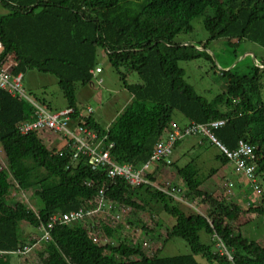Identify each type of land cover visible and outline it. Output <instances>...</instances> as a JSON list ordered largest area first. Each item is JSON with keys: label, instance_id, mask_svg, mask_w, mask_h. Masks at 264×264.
Instances as JSON below:
<instances>
[{"label": "trees", "instance_id": "16d2710c", "mask_svg": "<svg viewBox=\"0 0 264 264\" xmlns=\"http://www.w3.org/2000/svg\"><path fill=\"white\" fill-rule=\"evenodd\" d=\"M0 3L8 10L0 15V41L4 46L0 59L12 56L15 74L32 69L55 75L67 100L66 108L74 109L71 120L85 122L81 124L98 131L106 145L113 143L111 154L117 162L136 165L146 162L173 123L183 128L192 123L224 121L211 127L213 133L230 150H236L241 140L254 146L255 159H249L248 163L255 165V184L263 192L264 58L262 67L254 65L248 73L233 68L223 71L227 88L212 100L199 94L186 80L185 69L179 62L201 57L212 59L206 50L212 40L220 38L229 39V43L237 40V44L247 40L264 48V0H0ZM198 17L209 33L208 40L200 44L178 41L179 34L194 30L193 20ZM99 49L104 50L111 65L122 75L124 87L131 95V101L106 127L96 120L93 111L81 116L83 112L77 105L78 85L94 83ZM122 68L137 72L140 82H128ZM33 98L52 110L44 97ZM177 112L188 122L176 121ZM34 117L35 108L30 102L0 88V145L7 158V167L0 169V250H16L34 241H26L21 222L38 229L48 225L52 215L85 206L106 184L109 198L136 209L147 205L143 196L161 203L175 217L167 238L185 239L192 253L150 255L141 242L122 239L115 225L58 222L50 229V239L42 241L45 249L40 253V264H200L195 257L199 254L210 264H264V245L237 233L230 223L243 213V207L225 204L202 189L208 175H202L194 162L180 167L172 159L171 165L177 168L188 196L202 198L215 206L209 215L188 214L175 198L151 186L131 188L124 180L111 182L103 171H93L84 158L74 162L66 145L50 148L39 132H20L18 124ZM198 136L218 147L209 138ZM182 140L176 142L175 150ZM219 151L217 158L222 164L233 167L231 159ZM215 172L217 168L210 175ZM10 177L20 190L34 189L42 203L39 211L22 201H10ZM245 179L251 185L246 194L256 192L252 181ZM143 189L145 194H140L143 195L140 198ZM248 211L264 215V197L260 203L250 205ZM94 229H100V242L91 237ZM202 230L213 237L209 243L201 241ZM104 238L113 241L106 242ZM219 242H223L229 254L218 250ZM10 255H0V264H13Z\"/></svg>", "mask_w": 264, "mask_h": 264}, {"label": "rangeland", "instance_id": "374dc122", "mask_svg": "<svg viewBox=\"0 0 264 264\" xmlns=\"http://www.w3.org/2000/svg\"><path fill=\"white\" fill-rule=\"evenodd\" d=\"M7 11L0 3V15L6 14ZM193 25L194 30L192 32L181 33L176 39L183 43L191 44H200L207 41L209 33L203 26L202 18L194 19ZM236 41L232 40L233 43H229L227 38L212 40L206 50L212 59L201 57L179 62L180 66L185 69L186 80L195 87L199 94L209 100H212L227 88V82L222 76L223 71L233 68L240 73H248L254 65L262 67L260 64L263 63L264 48L251 41H242L240 44H237ZM98 65L102 68V71L99 73L95 72L94 83L85 86L78 85L77 105L85 115L89 114L88 109L91 108L93 111L92 115L106 127L115 120L117 115L131 101V95L124 87L122 75L111 65L103 49H99ZM122 70L126 72L128 82H140L137 72H129L124 68ZM23 75V87L32 97H44L50 103L52 110L59 111L67 107V100L59 87L58 79L55 75L32 69L25 71ZM100 79H102L101 83H99ZM262 85V97L264 98V75ZM174 118L180 124L188 122L179 112L174 115ZM39 136L50 148L63 145L62 137L52 131H39ZM220 153L218 147L210 144L207 139L203 140L198 135H191L181 141L172 159L176 160L177 165L180 167L191 161L194 162L202 175H208V178L201 186L202 189L225 204L236 203L243 207V213L235 220L230 221V223L235 227L237 233L241 232L248 238L257 240L264 245V215L248 211L250 205L261 202L262 197H264V190L262 193L254 192L253 190V192L246 194L248 187L250 188L251 185L243 177V173L235 172L229 164H222L217 158ZM6 167V154L0 145V169ZM213 168H217V172L210 175ZM176 169L174 165L165 168L166 177L160 176L159 181L167 180L172 185L182 189L179 193L180 200H175L186 213L199 212L209 215L211 211L215 210V206H212L206 200H202V198L195 197L194 199L188 196L186 194L187 187L184 185L183 179L177 174ZM167 170H170V172ZM10 182L12 184L9 194L10 201H22L31 209L40 210L42 203L34 194V189H18L11 177ZM262 185L264 186V183ZM140 194H145V190L143 189L139 193V197L142 198L143 195ZM139 197H136L138 202H140ZM143 198L147 201L144 209H136L127 205V211L123 214L122 221L115 225L116 231H118L121 238L131 242H141L143 249L150 255L158 253L163 256H173L192 253L190 245L185 239L181 237L167 238V231L175 223V217L167 213L162 204L156 200L145 196ZM20 227L23 230L26 241L40 234L38 228L30 226L25 221L20 223ZM151 230H153V233L150 234L149 231ZM200 237L203 243H209L210 239H213L204 230L200 231ZM111 241L113 239H106V242ZM114 243L117 244L118 242L114 240ZM214 248L216 247L214 246ZM217 248L219 251L229 254L223 242L217 243ZM44 249V245L40 244L25 256L11 254V261L13 264H40V253ZM195 257L200 264H210L200 254Z\"/></svg>", "mask_w": 264, "mask_h": 264}, {"label": "built area", "instance_id": "2783aa9c", "mask_svg": "<svg viewBox=\"0 0 264 264\" xmlns=\"http://www.w3.org/2000/svg\"><path fill=\"white\" fill-rule=\"evenodd\" d=\"M3 50L4 46L0 41V55ZM14 64L15 61L10 55L0 59V88L15 97L27 100L35 108V117L32 120L21 121L18 124L20 132L28 133L31 131L49 130L60 135L63 145L71 149V158L74 162L84 158L93 171H103L111 182L118 179L124 180L131 188L151 186L155 191L163 192L180 200L179 193L182 189L172 185L167 180L159 181V177L162 175L166 177L164 169L172 164L176 142L196 134L212 140L231 159L234 169L249 178L255 191L260 193L259 185L255 184L256 178L254 174L256 167L248 163L249 159L251 161L255 159L254 146L241 140L236 150H230L216 137L211 128L212 126L217 127L223 124L224 121H216L210 124L192 123L183 128L177 123H173L171 128L167 130L166 135L156 143L150 158L146 162L138 165L119 163L111 154L113 143L106 145L105 138H102L98 131L81 124L85 122L80 123L71 120L70 115L74 113L73 108L52 111L46 105L30 96L23 87V74L12 72ZM101 71L102 68L98 66L93 73ZM101 82L102 79L99 80V83ZM91 111L92 109L89 108L88 112L91 113ZM81 116H85V114L81 113ZM87 184L90 185L91 182ZM107 189L106 184L102 185L95 197L79 209L52 215L48 225L39 227V230L43 231L41 236H35L33 242L27 243L16 250H0V255L15 254L25 256L29 254L34 248L42 244L43 240L50 239V229L58 222H81L85 226L90 224L100 225V227L103 223L109 226L116 225L122 221L123 214L127 211L126 208L128 206L125 203L109 198ZM99 234L100 229L92 230L91 237L95 242H100ZM106 239L108 238H104L105 241Z\"/></svg>", "mask_w": 264, "mask_h": 264}, {"label": "crops", "instance_id": "0c3cea01", "mask_svg": "<svg viewBox=\"0 0 264 264\" xmlns=\"http://www.w3.org/2000/svg\"><path fill=\"white\" fill-rule=\"evenodd\" d=\"M168 172H170V170H167Z\"/></svg>", "mask_w": 264, "mask_h": 264}]
</instances>
